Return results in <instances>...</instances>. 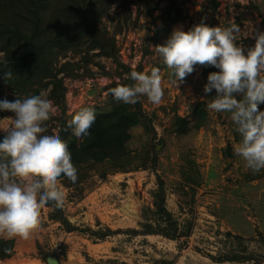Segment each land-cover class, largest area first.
Instances as JSON below:
<instances>
[{
    "label": "rangeland",
    "instance_id": "rangeland-1",
    "mask_svg": "<svg viewBox=\"0 0 264 264\" xmlns=\"http://www.w3.org/2000/svg\"><path fill=\"white\" fill-rule=\"evenodd\" d=\"M154 1L160 4L155 11L159 24L158 16L168 0ZM209 1L179 0L185 20L173 28L182 26L187 31L202 18L209 26L235 23L240 28L236 43L245 50L253 46L251 29L264 31V0H220L217 11L211 10ZM121 9L117 2L112 12ZM131 10L135 17L136 6L131 5ZM105 22L111 32L118 24L112 18H105ZM153 28L151 18L141 16L136 24H124L116 35L120 60L138 72H148L154 63L160 64L161 57L154 50L157 44L151 39ZM146 46L152 53H145ZM79 57L69 54L64 60ZM96 60L104 68L90 64L93 76L65 79L68 121L81 106L94 107L96 115L110 105L106 86L119 80L116 62L106 57ZM204 68L205 65L194 66L183 83L175 84L170 70L160 67L161 102L152 104L141 96L146 113L153 114L156 132L142 124L132 128L131 165L115 167L106 160L84 166L76 182L57 180L64 193L62 209L73 224L81 229L110 227L122 231L106 239L83 230L68 231L52 218V207L44 205L39 209V225L27 237H13L15 254L3 259V263L48 264L50 254L59 264H160L163 259L173 260V264H264V169L253 172L234 153L233 146L238 141L230 113L208 109L209 121L185 134L179 135L171 127L175 112L189 115L198 101H210L215 95L214 90L203 92L207 82ZM54 107L56 115L59 110ZM11 116L14 114L1 118L0 123L9 122ZM52 130L57 131V126ZM156 144L157 161L150 153ZM158 175L165 182L166 204L177 222L178 239L123 231L140 227L143 210L153 206ZM232 255L251 258L217 262L211 257Z\"/></svg>",
    "mask_w": 264,
    "mask_h": 264
},
{
    "label": "trees",
    "instance_id": "trees-1",
    "mask_svg": "<svg viewBox=\"0 0 264 264\" xmlns=\"http://www.w3.org/2000/svg\"><path fill=\"white\" fill-rule=\"evenodd\" d=\"M117 2L122 9L112 12ZM209 2L211 10L217 11L220 0ZM131 5L137 8L135 17ZM159 7V2L154 0H0V99L13 101L17 97L43 94L56 105L58 114L52 115L44 123L49 131L57 126L60 137L66 141L71 153L77 177H81L79 174L84 166L106 160L111 161L115 167L125 168L131 165L129 143L132 128L142 124L156 132L152 125L153 114L149 116L146 113L141 97L135 104H125L115 100L109 89L117 84H131L133 81L128 78V74L136 71V68L120 60L116 35L122 31L124 24L130 21L136 24L141 16L150 17L154 23L151 39L158 45L165 43L176 23L185 20L179 0H168L161 9L162 14L158 16L160 23L156 24L155 11ZM122 17L124 21H121ZM105 18L118 20L113 32L109 30ZM145 53L152 51L146 46ZM69 54L80 57L76 60H64ZM96 57L112 58L116 62L119 80H113L106 86L109 107L95 115L87 136L77 138L72 134L66 117L65 79L93 76L95 72L90 64L104 68ZM153 66L166 67L162 58L160 64L154 63ZM218 70L207 65L203 74L207 76L209 72ZM4 72H11V77L5 80L2 75ZM208 102L207 99L198 101L186 116L175 112L172 130L180 135L204 126L209 121V110L206 107ZM12 114L14 113L9 110H0V119ZM55 121L58 122L57 125L54 124ZM233 133L235 140L239 141L235 125ZM4 134L0 131V137ZM228 149H231L230 146ZM157 152L156 144L153 145V153L150 152L155 161L158 159ZM58 179L69 180L63 175ZM157 183L158 186L153 191V206H147L143 210L140 227L123 231L143 235L161 234L178 239L179 228L173 213L167 207L165 182L160 175ZM45 206L52 207V218L60 221L68 231L83 230L99 239H106L122 231L112 230L110 227L81 229L68 219L62 206L56 207L53 201ZM14 247V238L0 237V264H4L3 259L15 254ZM49 256L51 255L48 254L47 257ZM211 257L217 262L251 258L243 255ZM160 264H173V260L163 259Z\"/></svg>",
    "mask_w": 264,
    "mask_h": 264
},
{
    "label": "clouds",
    "instance_id": "clouds-1",
    "mask_svg": "<svg viewBox=\"0 0 264 264\" xmlns=\"http://www.w3.org/2000/svg\"><path fill=\"white\" fill-rule=\"evenodd\" d=\"M240 28L194 24L187 31L174 27L165 43L154 47L170 70L173 83L184 82L196 65L219 69L207 74L203 92L215 95L206 107L230 113L240 139L233 151L253 172L264 169V31L251 29L255 43L246 50L236 43ZM10 78L11 72L2 73ZM131 84H117L109 89L113 98L135 104L145 96L152 104L162 100V75L159 67L148 72L131 71ZM0 110L14 113L9 122L0 123V237H27L40 223L39 209L49 201L63 205L64 193L57 180L63 175L72 182L77 169L67 143L59 131H49L45 121L55 114V107L43 94L0 99ZM95 121V109L81 106L68 122L72 134H89Z\"/></svg>",
    "mask_w": 264,
    "mask_h": 264
},
{
    "label": "water",
    "instance_id": "water-1",
    "mask_svg": "<svg viewBox=\"0 0 264 264\" xmlns=\"http://www.w3.org/2000/svg\"><path fill=\"white\" fill-rule=\"evenodd\" d=\"M47 262L48 264H59V260L54 256H49Z\"/></svg>",
    "mask_w": 264,
    "mask_h": 264
}]
</instances>
